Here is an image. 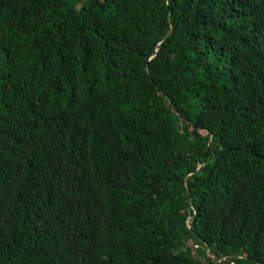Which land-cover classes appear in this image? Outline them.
<instances>
[{"label":"trees","instance_id":"1","mask_svg":"<svg viewBox=\"0 0 264 264\" xmlns=\"http://www.w3.org/2000/svg\"><path fill=\"white\" fill-rule=\"evenodd\" d=\"M0 264H264V0H0Z\"/></svg>","mask_w":264,"mask_h":264},{"label":"built area","instance_id":"2","mask_svg":"<svg viewBox=\"0 0 264 264\" xmlns=\"http://www.w3.org/2000/svg\"><path fill=\"white\" fill-rule=\"evenodd\" d=\"M191 222H192V217L189 216L187 221H186V225L187 227L190 229L191 228ZM196 248H198V246H196ZM207 255L211 258H214V256L211 254L210 250H207Z\"/></svg>","mask_w":264,"mask_h":264},{"label":"rangeland","instance_id":"3","mask_svg":"<svg viewBox=\"0 0 264 264\" xmlns=\"http://www.w3.org/2000/svg\"><path fill=\"white\" fill-rule=\"evenodd\" d=\"M190 244L194 245V244H196V243H194V242H190ZM200 249H202V247H201ZM197 254H198V253L195 252V255H197Z\"/></svg>","mask_w":264,"mask_h":264}]
</instances>
